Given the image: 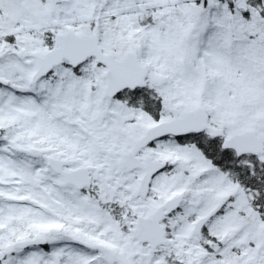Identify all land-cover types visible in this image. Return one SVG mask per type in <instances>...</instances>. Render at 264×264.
I'll use <instances>...</instances> for the list:
<instances>
[{
    "label": "rangeland",
    "instance_id": "1",
    "mask_svg": "<svg viewBox=\"0 0 264 264\" xmlns=\"http://www.w3.org/2000/svg\"><path fill=\"white\" fill-rule=\"evenodd\" d=\"M231 1L232 6L230 0H0L4 41L0 44V77L8 81L6 87L0 86V121H5L0 143V225L7 235L13 233L12 218L33 207L28 203L31 196L41 203L48 198L51 207L71 209L65 213L91 216L96 211L85 196L72 190L64 189L67 195L63 197L57 195L52 191L50 174L42 166L16 158L11 151L44 145L50 154L68 155L76 164L96 163L102 170L103 191L107 192V186L114 188L117 181L131 184L130 175L117 172L116 160L130 141L152 124L138 107L103 97L105 69L93 61L77 72L61 67L46 81L30 83L28 77L35 67L31 54L40 55L52 47L55 33L60 32L57 19L76 33H89L94 24L99 25L101 47L119 57L125 49L138 53L150 70L148 87L166 109L160 119L169 116V107L180 112L201 105L227 134L248 128L264 134V0ZM10 34L17 37L7 40L5 36ZM181 146L168 141L153 145L151 151L165 158H171L175 151L180 163L164 171L155 186L160 180L171 182L166 189L188 190V212L193 208L202 211L221 194L233 195L235 201L211 223L223 230L225 244L217 243L210 252L187 241L181 231L188 222L180 223L179 231L171 227L184 243L179 262L184 264L201 255L198 264H264V246L259 242L264 222L250 212L251 194L217 172L201 152ZM187 154L193 159L190 164L186 163ZM179 168L190 171L188 178L175 171ZM197 200L202 206L196 207ZM120 206L131 215L129 203ZM31 210L30 223L34 218ZM113 232L108 231L109 240L102 238L103 246L111 248L101 252L103 257L109 253L116 263L149 264L151 256L141 247L135 248L141 250L137 257L133 247L126 254L118 250L125 246L128 236ZM5 239L0 233V254L7 248ZM79 248L55 245L51 250L58 256L83 257L76 252ZM228 248L239 253L240 260L229 259ZM35 255L30 251L22 264H29ZM64 264H68L67 259ZM105 264L113 263L106 258Z\"/></svg>",
    "mask_w": 264,
    "mask_h": 264
},
{
    "label": "water",
    "instance_id": "2",
    "mask_svg": "<svg viewBox=\"0 0 264 264\" xmlns=\"http://www.w3.org/2000/svg\"><path fill=\"white\" fill-rule=\"evenodd\" d=\"M91 56H95L97 61L107 68L105 75L107 79V85L104 90L105 96L113 97L123 89H134L146 85V70L138 62L136 54L134 52H126L121 58H115L113 54L102 51L98 45V29L96 27L91 34L80 35L65 28L64 34L56 36V47L42 56H36L37 69L32 76V82L35 83L40 77L46 75L53 66L61 63L63 59H68L73 65H77ZM207 120L208 116L204 109L197 107L192 111L182 113L179 118L174 119L169 124H163L149 130L146 135L137 140L134 144L139 148L148 136L164 133L169 128V132L172 133L202 131L205 128H209ZM209 130L214 136L221 134L220 130L212 128H209ZM263 142L264 137L255 136V132L251 130L226 137L223 147L234 149L238 155L248 153L259 154L263 151ZM30 152L34 155L41 154V151L35 149L30 150ZM124 156L125 155H123L119 161L120 167L124 166ZM62 165L63 163H60V166ZM85 169H79L73 173H62L67 182L76 184L78 182H84L81 178H83L82 176L86 173ZM147 179L148 178L144 181ZM208 218L209 215H206V217L202 219V222Z\"/></svg>",
    "mask_w": 264,
    "mask_h": 264
},
{
    "label": "flooded vegetation",
    "instance_id": "3",
    "mask_svg": "<svg viewBox=\"0 0 264 264\" xmlns=\"http://www.w3.org/2000/svg\"><path fill=\"white\" fill-rule=\"evenodd\" d=\"M165 120L166 119H164V121ZM186 138H187V136L186 137L168 136L164 140L165 141L176 140L178 142H182L183 140H186ZM153 145L154 144H151L150 147L142 150L140 152V155L144 154L146 151H149L153 154L154 157H156L157 154H155L151 151L153 148ZM36 147H39V146H36ZM39 148L44 149L47 152L46 148H44V147L43 148L39 147ZM52 156H56V157H59L62 159H66V157H64V156L60 157L61 155H55V153H52ZM44 157L45 156L41 157L42 159H40V160H43ZM68 163H70L69 160H68ZM67 166H68V168H71L70 164H67ZM53 178L62 182L61 177L57 174L53 173ZM136 180H137V176H135V178L132 179V182H136ZM192 180H194V179H192ZM102 184L103 183L96 182L95 185H93L90 189H85L82 191H77L72 186L63 184V187H66L68 189H72L79 194L89 195V196H91L90 197L91 199L99 201L101 206L98 205L96 208H98L99 212L103 211L104 216H105L104 217L105 220H103L101 222L100 226L96 223H80V222L74 221V219H72L71 217L64 218L63 220L68 221V223H64V227H62V225L56 226V224H54L53 227L46 229V231L40 230L38 233H35L33 235V237L26 236L25 238L20 239V240H24L27 238H34V237H47L48 243L44 247H33L31 249H27L24 251H16L15 253L9 254V255L4 254L0 260L1 264L2 263L3 264H8V263L9 264H22V262H20V261L28 256L27 254H24V252L28 253L29 251H38V252H44L45 253L44 254L45 259L42 262H41L40 256H38L36 254L33 257L34 260L33 259L29 260V264H41V263L42 264H64L65 259H67L68 264H84L83 262L88 258L85 255H82L83 257H79V255H75V256L69 255V257L68 256H58V255H54V253L52 252L51 249H52V247L57 245L58 242H67L69 246L71 244H74V246L82 245L83 247H86L84 244H82L81 241H79V238L87 239V241H88V239H91L92 238L91 236H93L94 239L96 240L97 246H99V248H98L99 251H101V252L111 251V249L108 248L107 246L106 247L103 246L102 238L109 240V234L107 232L103 233L102 231L111 229L113 226H118V225L124 226V228L126 230L130 229V233L133 237L134 226H135L134 219L130 218L127 212L126 213L125 212H117L115 210V208H117L116 204L119 202L118 199H119L120 193L118 194V193H116V190H111L109 186H107V193L104 192L103 190H101V192H98L97 189L99 186L102 187ZM175 185L177 186V184H175ZM177 188H179V187H177ZM178 194L179 193H176V194L174 193L171 195V197L178 195ZM183 202L185 203V201H183ZM198 205H200V201L197 200L196 206H198ZM49 208L50 207H47L45 209H49ZM50 209H51V212L58 211V214L64 213V211H66V209L71 210L70 208H65V207H51ZM176 214H177L176 212L173 213L171 215V217L167 218V220L172 218ZM102 215H103V213H102ZM53 219H55V218H53ZM171 225H176V224L172 223ZM165 228H166L167 242L164 246H162L157 251H153V253L170 252L171 255L169 257L172 258L173 256H176L180 250L181 238L179 236L181 234L178 232L171 234L170 228L168 226H165ZM9 239L11 241V238H9ZM6 241H7V239H6ZM16 241H18L17 238L14 241H11L10 244L12 245ZM74 246H72V247H74ZM17 252L20 253L18 255L19 260L15 259V263L8 262L7 259L10 256L14 255V258L17 257L16 256ZM90 258L92 259V262L90 264H103V258L101 255H99V258L96 255L90 256Z\"/></svg>",
    "mask_w": 264,
    "mask_h": 264
},
{
    "label": "trees",
    "instance_id": "4",
    "mask_svg": "<svg viewBox=\"0 0 264 264\" xmlns=\"http://www.w3.org/2000/svg\"><path fill=\"white\" fill-rule=\"evenodd\" d=\"M138 94V90L130 93L133 96ZM136 101L134 103L139 104L140 100ZM198 144L217 166L248 191L254 193V207L264 210V164L255 157H238L231 150H223L217 140H199Z\"/></svg>",
    "mask_w": 264,
    "mask_h": 264
}]
</instances>
